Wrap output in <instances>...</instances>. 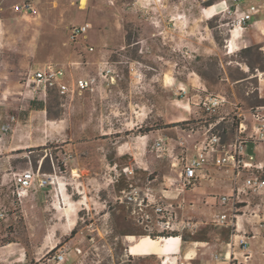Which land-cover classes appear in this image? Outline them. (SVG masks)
<instances>
[{"label": "rangeland", "instance_id": "obj_1", "mask_svg": "<svg viewBox=\"0 0 264 264\" xmlns=\"http://www.w3.org/2000/svg\"><path fill=\"white\" fill-rule=\"evenodd\" d=\"M21 1L0 0V80L4 89L10 86L12 95L8 98L13 97L14 104L6 110L15 113L18 123L25 124L29 111L38 110L30 108V101L36 103L38 99L13 93L18 91L14 85L36 66L79 61L80 67L72 68L76 76L78 72L94 74L97 64L107 60L116 77L104 89L75 92L64 98L56 93L58 96L47 98L46 108L41 110L59 129L55 137L41 145L50 144L46 150H0V176L9 166L36 169L38 160L51 152L55 170L47 155L43 171L55 172L58 180L55 188L49 185L30 189L21 202L14 200L11 192L1 200L9 220L0 223V264H48L47 259L63 246L68 247L64 264H144L143 257H132L127 252L128 236L133 234L122 233L124 228H135L126 203L119 200L121 190L130 183L141 191L149 188L163 203L172 202L178 221L203 222L198 231L203 229L209 245L199 251L197 261L226 264L223 256L234 230L226 236V227L213 225L210 220L216 212L229 213L220 198L231 192V172L211 166L200 184L177 194L169 182L178 183L179 166H172L170 157H157L150 146L153 138L163 136L175 146L178 156L194 152L207 125L197 121L201 116L196 104L201 89L197 86L226 95L242 109L257 104L251 103L255 99H264V82L259 83L255 70L263 66L264 52L256 49L261 58L252 61L251 69L246 61L253 57L240 54L245 47L228 52L231 15L227 13H210L201 22L185 21L184 28L189 32L184 30L181 38L174 39L159 33V21L148 18L166 14V9L158 6L160 0L153 3L157 7L150 8L139 5L143 0H86L83 8L80 0H30L33 12L14 11L15 4ZM83 23L89 24L86 33L94 48L89 53L68 39L69 26ZM188 53L196 54L195 58L188 57ZM232 108L227 106V111ZM229 119L231 116H225L218 128L226 126ZM187 120L192 121L188 125H171ZM147 129L151 131L140 133ZM221 133L224 140L232 136L228 128ZM178 141L186 147L183 152ZM3 143L4 139L1 147ZM253 158L264 161V141L255 143ZM124 167L132 172L125 175ZM73 169L78 176L72 174ZM67 197L73 202V211L71 217L70 211H64L63 220L62 207ZM182 198L192 203V208L177 207ZM258 198H251V203ZM67 218L70 226L75 218L76 233L72 237ZM175 233L154 231L152 235ZM7 240L13 242L6 243ZM7 244L13 246L4 247ZM55 245V251L47 256ZM246 245L255 250L247 260L249 264H260L264 259L263 238L250 237ZM75 248L80 251L74 253ZM157 262L160 264L159 259Z\"/></svg>", "mask_w": 264, "mask_h": 264}, {"label": "built area", "instance_id": "obj_2", "mask_svg": "<svg viewBox=\"0 0 264 264\" xmlns=\"http://www.w3.org/2000/svg\"><path fill=\"white\" fill-rule=\"evenodd\" d=\"M224 0L219 1L224 10L231 15V29H239L242 32L247 28L252 14L258 8L254 5L249 6L246 10L239 8L240 0H231V5L226 6ZM220 5V7L222 6ZM14 11L16 12H33L34 6L30 0H22L15 4ZM88 23L71 24L69 26V41L73 44H78L82 50L89 53L94 50L93 46L87 42ZM195 57L188 53V57ZM259 83L264 82V71L256 73ZM115 70L108 61H100L95 69L94 74L81 75L71 81H65L64 68L57 66L53 62H46L43 66L37 67L33 72L27 75L36 90L39 91L37 97L46 99L48 90H54L60 97H70L75 92L94 91L98 89L101 82L111 84L115 80ZM201 89L197 98V106L207 113H213L216 110L225 108V115L218 117L215 122L204 125L203 137L195 144V150L191 155L185 154L178 156L175 153V146L171 145L166 137L156 136L151 142V151L155 152L157 157H170L172 166H179L178 183L176 180L169 182V185H174V189L179 194L186 188H194L208 176V168L225 167L231 172V192L229 196L222 195L221 203L229 204V213H217L211 218L210 223L213 225L234 226L235 220L242 213L240 205L243 203V196L250 194H259L264 189V178L262 171L264 163L254 161L253 155H249L247 148L249 143L264 141V105L250 106L248 109H242L237 103H231L226 95L209 91L205 86H197ZM5 90L2 87L0 80V103L3 101ZM233 106L231 111H227V106ZM248 112L251 116L249 123L245 117ZM231 116V121L235 122L236 129L229 140H224L222 130L218 128L219 121L225 116ZM16 122L15 113H7L6 119L0 124V132L7 133L12 130ZM178 145L183 152V141H178ZM49 155L50 163L53 171L55 165L50 154L45 153L44 157ZM43 156L38 160L37 167L32 166L15 169L9 166L7 170L0 176V197L4 188L9 189L14 197V200L19 202L27 195L30 189L36 187L43 188L51 185L55 188L58 183L55 172H41ZM64 163V162H61ZM57 163V167L59 168ZM122 171L127 175L128 167L122 168ZM117 180V179H116ZM177 183V184H176ZM119 200L126 203L129 211V217L133 222L140 226L147 234H152L154 231L158 233H172L177 231H186L189 234L196 233L199 225H204L201 221L192 219L177 220V212L172 202L163 203L159 201L155 194L146 188L144 191L132 183L128 184V188L121 190ZM239 213V214H238ZM9 214L7 208L0 199V223L7 222ZM234 228V227H233ZM169 236V235H168ZM229 249L225 251L223 260L227 264H243L237 258H230V253L233 251L234 241L228 243ZM56 246V245H55ZM55 246L51 247L54 248ZM238 247L243 251L246 248L245 238L238 240ZM49 250V251H50ZM68 247L63 246L58 248L55 253L47 259L48 264H64ZM246 257L248 254L243 253ZM218 259V255H214ZM162 264V263H160Z\"/></svg>", "mask_w": 264, "mask_h": 264}, {"label": "crops", "instance_id": "obj_3", "mask_svg": "<svg viewBox=\"0 0 264 264\" xmlns=\"http://www.w3.org/2000/svg\"><path fill=\"white\" fill-rule=\"evenodd\" d=\"M137 1H141V0H137ZM219 1L222 0H218L214 4L206 7V6H201L199 0L196 2H193V0H172V1L160 0L158 6L161 5V7H164V9H166V14L159 16L149 15L148 18L151 22L154 21V19L159 21V33L169 34L171 37L173 36L174 39H179L183 36V31L185 30L184 28L185 21L186 23L201 22L204 21L205 17L207 15H210V13L228 14V12L224 10L223 5L218 4ZM224 1H225L224 4L226 6H230L232 4L231 0H224ZM143 2L144 3L139 4L142 7H144V4L148 5L149 8L156 5L153 4L156 3V0H146V1L143 0ZM220 5L222 6L220 7ZM238 5L241 10H246L251 5H254L256 8H258V10L252 14V18L249 20L247 28L244 30V32H242L239 29L230 28L229 31L230 37L227 39L226 47L230 49L231 47L232 48L234 47L233 50L235 51V49H240L241 47H247L253 43H257L259 45V48L264 52V0H240ZM166 23H168L169 25L171 24V26L173 25V28L167 27L165 25ZM87 42L88 43L90 42V38H88ZM229 43H231L232 46H230ZM211 48L212 46H210V49ZM193 55L196 56V54ZM53 63L56 64L57 66H61L64 68L65 81H71L74 78L81 76L79 72L78 75L76 76H74V73L72 72L73 67H75V69L80 67L79 61L67 62L66 64H59L58 62H53ZM36 67L33 70H31L29 73L33 72L36 69ZM108 85L109 84H105L104 82H101L100 85L98 86V89L99 88L104 89ZM14 88L18 89V91H14L13 93H18L20 95H23L24 97H31L41 100L37 97L39 91L36 90L33 82L29 78H27V76L23 78L22 82H17L14 85ZM4 90L5 92L3 94V101L2 103H0V124L6 119L7 107H10L11 105L14 104L13 102L14 98L13 97L8 98L12 95L10 86L8 85L5 86ZM245 117L247 121L250 123L251 116L248 112L245 113ZM24 121L25 124H21L20 122L18 123V121H16V123H14L15 125L13 126L12 130H10L7 133L0 132V143H2L4 139L3 146L2 147L0 146V150H2L3 153H7L15 149L41 146L45 144L47 141H50L53 137H55L59 129L55 124L53 125L55 121L47 119L46 115L44 114V110L41 109H38L37 111L30 110L27 119H25ZM254 149H255V144H253L252 146L253 154H254ZM256 162H259V160H257ZM261 162L264 163V161ZM9 195H10V190L4 188L2 190V195H1L2 197L0 199L2 200L4 197H9ZM256 196L259 197L258 198L259 200L258 201L256 200L254 204L251 203L252 202L251 198H254ZM242 198H243V203L240 205V207L242 208L241 209L242 213L241 214L238 213L239 215L236 218L235 224L233 226L234 233L232 234L231 241H234V246L232 248L233 251H231L230 253V258H237L238 260H241L243 264H249L247 260L251 256L255 255V250H253L252 248L246 245V248L244 249L245 252H243L237 245H238V240L240 238H245V240L247 241L248 238L250 237L253 238L256 236H261L264 242V189L259 194H250L247 196H243ZM184 199L182 198L181 199L182 201L178 202L177 207L181 206L182 209H184L185 206H188L192 208V203L187 204V202H185ZM68 201L70 202L68 203ZM72 203L73 202L71 201V198L67 197L66 203L62 207L63 220L66 217L65 213L67 212L69 213V211H70L69 215L71 217V213L73 210L70 209L72 207V205L70 204ZM222 206L223 207L226 206L229 209V204H225V205L222 204ZM64 211L66 212L64 213ZM217 213H225V212L220 211V212H216L215 214ZM215 214L213 215V217L215 216ZM73 219H74V223L71 226H70V220L68 219L69 220V225L67 227L68 231H70L75 225V218ZM178 233L181 234L180 231ZM128 238L130 239V243L128 244L127 252L132 257H138V256L143 257L145 261L144 264H158L157 262L158 259L160 260V263L161 260H163L166 264H207L205 261H197L199 251H201V249H205V246L209 245V243L205 241H193L187 239L188 236L185 237L186 239H183L181 238L180 235H177L175 237H168V238L159 237L155 239H164L165 242L162 243L163 246L159 245V248H156L158 244L156 243V241L151 242L153 240L148 235H141V236L133 235V236H128ZM169 238H172L173 240H166ZM10 244L5 245L4 247L13 246ZM262 250L264 251V247L262 248ZM79 251H80L79 248H75V251L73 252L75 253ZM243 253L248 254V256L244 257ZM223 262L227 264V261H223ZM260 264H264V259L260 260Z\"/></svg>", "mask_w": 264, "mask_h": 264}, {"label": "trees", "instance_id": "obj_4", "mask_svg": "<svg viewBox=\"0 0 264 264\" xmlns=\"http://www.w3.org/2000/svg\"><path fill=\"white\" fill-rule=\"evenodd\" d=\"M215 1L216 0H202L201 1V4L203 5V6H210V5H212V4H214L215 3ZM214 39H215V41H216V43L219 45L220 44V42L218 41V38L214 35ZM72 43V42H71ZM259 48V46H247V47H245V48H242L241 50H240V54H244V56L246 57V58H248L249 56H252L253 58H250V60H248V61H246V64H247V66L249 67V69H251L252 68V61H258L261 57H260V52H258V50H256V49H258ZM254 50H256V51H254ZM249 59V58H248ZM255 70H258V71H264V54H263V66H261V68L260 67H256L255 68ZM244 77H247V76H243L242 78H244ZM51 95H57L56 94V92L54 91V90H48V92H47V96H46V99L45 100H38L36 103H35V101L34 100H32V101H30V108H34V109H44V108H46V106H45V102H46V100H47V98L49 97V96H51ZM58 96V95H57ZM253 102H255V103H257V104H255V105H262V104H264V99H255L254 101H252L251 103H253ZM255 105H252V106H255ZM225 108H222V109H219L218 111L216 110L215 112H213V113H207V112H204L203 110H201L200 108H199V113H201V116H200V118H198L197 119V121H203L205 124H208V123H212V122H215L216 120H217V118L218 117H221V116H223V115H225V113L223 112V110H224ZM230 116V115H229ZM223 120V119H222ZM191 121L192 120H187V121H181V122H177V123H174V124H171V125H176V126H182V125H188L189 123H191ZM223 122V121H222ZM226 123H227V125L226 126H223L222 128H221V130L222 131H225V129H227L228 128V130L231 132V134H233V132L235 131V129H236V124H235V122H232L230 119L229 120H226L225 121ZM220 123H221V120L219 121V124H218V126L220 125ZM225 127H227V128H225ZM141 132L140 133H142V134H147L149 131H151V130H149V129H147V130H140ZM49 146H51L50 144H48L47 146H37V147H35V148H27L26 149V151H28V152H30V151H32L33 149H37V148H39V149H44V150H46V148L47 147H49ZM48 154H50L51 156H52V154H51V152L50 153H48ZM43 161H44V158H43ZM43 161H42V165H41V170L43 171L44 170V167H43ZM59 164V163H58ZM59 168H61V166H59ZM262 176H263V178H264V169H263V171H262ZM116 181H119V179H117ZM126 185V184H125ZM124 187V186H123ZM132 221V220H131ZM134 223V222H133ZM134 226H135V228L133 229V230H131L130 231V229H127V228H124V229H122V233L123 234H128V233H130V234H133V235H135V236H140V235H148V236H150L151 238H153V239H155V238H159V237H162V236H158V237H156L157 235H155V234H147L146 232H145V230H143L140 226H138V225H136L135 223L133 224ZM223 227H226V230H227V232H225V235L227 236L229 233H231L232 231H233V227L232 226H224V225H222ZM75 227H76V225L70 230V233H69V237H72L75 233H76V230H75ZM137 227V228H136ZM206 228V227H205ZM204 228V229H205ZM203 230V229H202ZM202 230H200V231H197L196 233H194V234H192V235H190V234H188L186 231H181L180 233L181 234H179V233H175L174 235H171V236H165L166 238H168V237H175V236H177V235H180L181 236V238H183V239H186L185 237L186 236H188V238L187 239H190V240H193V241H205L206 240V238H205V236L202 234ZM127 231H130V232H127ZM164 237V238H165ZM64 239H66V237L64 238ZM207 241V240H206ZM9 242H13L12 240H7V242L6 243H9ZM56 247V246H55ZM55 247L54 248H52L49 252H48V254H47V256H51L52 255V253L55 251L54 249H55ZM125 264H130L129 262H126Z\"/></svg>", "mask_w": 264, "mask_h": 264}, {"label": "bare ground", "instance_id": "obj_5", "mask_svg": "<svg viewBox=\"0 0 264 264\" xmlns=\"http://www.w3.org/2000/svg\"><path fill=\"white\" fill-rule=\"evenodd\" d=\"M85 4H86V0H80V6H81V8H83V7L85 6ZM230 42H231V41H230ZM229 44H230V46H232L231 43H229ZM228 52H229V53L234 52L233 48L231 47V50L228 51ZM72 174H73L74 176H78V175H79L76 169H73V170H72ZM169 236H171V235H169ZM156 237H157V236H156ZM166 240H173V239H172V238H169V239H166ZM154 241H156V243L158 244L156 248H159V245L163 246L162 243L165 242L164 239H156V240H153V241H151V242H154ZM151 244H153V243H151ZM161 263H162V264H166L163 260H161Z\"/></svg>", "mask_w": 264, "mask_h": 264}, {"label": "water", "instance_id": "obj_6", "mask_svg": "<svg viewBox=\"0 0 264 264\" xmlns=\"http://www.w3.org/2000/svg\"><path fill=\"white\" fill-rule=\"evenodd\" d=\"M252 146H253V144L249 143L248 148H247V152L249 155H253Z\"/></svg>", "mask_w": 264, "mask_h": 264}]
</instances>
